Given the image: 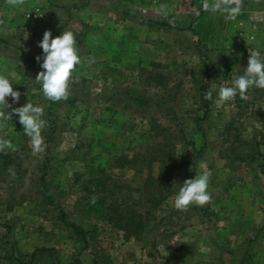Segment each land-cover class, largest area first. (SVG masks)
<instances>
[{
    "label": "rangeland",
    "instance_id": "374dc122",
    "mask_svg": "<svg viewBox=\"0 0 264 264\" xmlns=\"http://www.w3.org/2000/svg\"><path fill=\"white\" fill-rule=\"evenodd\" d=\"M201 3L0 0V73L20 80L19 99L6 100L41 105L46 122L38 152L23 127L0 123L12 144L0 154V264H264V89L217 95L254 50L264 56V0H241L235 18L195 15ZM45 30L74 34V104H51L35 80ZM204 171L211 199L175 208L181 184ZM42 176L52 204L39 192ZM94 194L129 205L122 213L138 215L135 234L86 207Z\"/></svg>",
    "mask_w": 264,
    "mask_h": 264
},
{
    "label": "clouds",
    "instance_id": "9594fccd",
    "mask_svg": "<svg viewBox=\"0 0 264 264\" xmlns=\"http://www.w3.org/2000/svg\"><path fill=\"white\" fill-rule=\"evenodd\" d=\"M221 11L225 18H235L241 11V0H231L230 4H224L223 0H214L209 4L202 0L200 9L194 14L199 15L200 11ZM41 54L35 57L40 63L41 71L36 74L35 80L40 83L43 95L50 100H60L67 95L68 82L75 66L81 63V57L75 47V37L71 30L60 32L52 36L50 30H45L42 39L39 41ZM13 80L8 75L0 73V123L12 117L8 111L10 104L6 97L11 96L13 101L19 99L20 93L13 88ZM256 87L264 89V56L258 50H254L248 57L247 66L242 74L237 75L230 85L220 86L218 98L221 102L230 101L239 94L244 97L249 88ZM211 97V92L206 93ZM18 114V120L23 126V132L30 137L33 151H42L43 137L41 131L45 126L42 118L44 109L41 105L26 101L20 107L12 109ZM11 148V141L0 138V149ZM209 174L204 171L190 179H186L173 199V206L180 210H186L190 204L204 205L211 199L207 191Z\"/></svg>",
    "mask_w": 264,
    "mask_h": 264
},
{
    "label": "trees",
    "instance_id": "16d2710c",
    "mask_svg": "<svg viewBox=\"0 0 264 264\" xmlns=\"http://www.w3.org/2000/svg\"><path fill=\"white\" fill-rule=\"evenodd\" d=\"M150 21L154 22L152 19H149ZM0 40H4L0 37ZM210 64H212L210 62ZM207 64L204 63V61L201 63V67H199L198 71H197V76L200 77V86L198 87V89H200L201 94H200V99L204 102V115H206L208 113L207 111V107H208V100L206 98V93H207V85H208V81L204 78L207 70ZM205 79V80H204ZM13 88H19L20 86V80H15L13 81ZM78 101L76 99V97H66L64 99V104H67V102H72L73 104ZM51 104L54 103L53 100L50 101ZM141 102H143V100H141ZM16 108V106H10L8 111L12 114V117H10L8 120L3 121L2 123H9L12 126H14L17 129H21L23 126L20 124L19 120H18V114L17 113H13L12 109ZM0 154H4L3 149H0ZM94 180V178H93ZM39 187H40V194L42 196V199L45 201V203L47 204H52L54 202L53 197H52V193L49 190V181H46L44 179V177H39ZM94 184L95 187H97V190L100 191H104L105 189L101 186V181L99 178L96 177V179L94 180ZM95 193V192H94ZM160 199V198H159ZM86 204V203H85ZM129 205L123 204V206L120 205V203L116 202V201H108L106 198V195H96L94 194L92 197V201L91 202H87L86 207H89L90 210H97L99 209L100 212L99 214H97L98 217L100 216H104L107 218V221L111 222L115 227L117 228H121L122 230L126 231L127 234H135V230L133 229L132 224H134L135 226L138 224L137 222H135L133 219H131L132 217H137V216H130L127 217V215H125V213H122V211H124L125 208H127ZM123 207V208H122ZM97 208V209H96ZM59 213L61 214V218H64L63 222L66 224V226L72 231L74 232V234H81L82 238H84L83 233H81L83 231V227L79 224H77L74 221H69L67 219H65V215L62 211V209H59ZM136 215V214H135ZM64 216V217H63ZM141 226V225H140ZM35 251L37 249H34ZM32 255H34V252H31Z\"/></svg>",
    "mask_w": 264,
    "mask_h": 264
},
{
    "label": "crops",
    "instance_id": "0c3cea01",
    "mask_svg": "<svg viewBox=\"0 0 264 264\" xmlns=\"http://www.w3.org/2000/svg\"><path fill=\"white\" fill-rule=\"evenodd\" d=\"M197 216L199 217V215H197ZM199 221H200V222H203V219L200 218ZM249 224H252V223H249ZM90 252H91V251H90ZM92 252H93L94 254H95V253H99V251H97V250H95V249H94ZM146 260H147V259H146ZM141 262H143V261H141ZM145 264H147V263H145Z\"/></svg>",
    "mask_w": 264,
    "mask_h": 264
}]
</instances>
